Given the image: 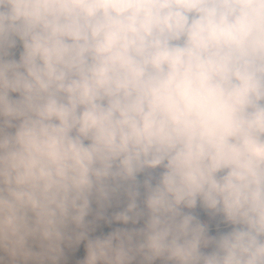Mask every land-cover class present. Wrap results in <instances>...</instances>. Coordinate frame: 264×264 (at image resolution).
<instances>
[{
  "label": "clouds",
  "instance_id": "9594fccd",
  "mask_svg": "<svg viewBox=\"0 0 264 264\" xmlns=\"http://www.w3.org/2000/svg\"><path fill=\"white\" fill-rule=\"evenodd\" d=\"M0 264H264V0H0Z\"/></svg>",
  "mask_w": 264,
  "mask_h": 264
}]
</instances>
